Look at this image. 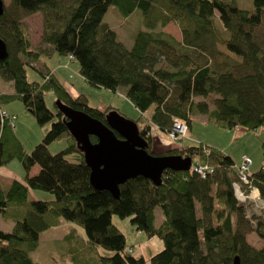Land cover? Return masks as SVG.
Wrapping results in <instances>:
<instances>
[{
	"label": "trees",
	"instance_id": "16d2710c",
	"mask_svg": "<svg viewBox=\"0 0 264 264\" xmlns=\"http://www.w3.org/2000/svg\"><path fill=\"white\" fill-rule=\"evenodd\" d=\"M3 2L0 38L8 56L0 60V84L10 83L13 89L0 93V168L18 160L25 174L10 186L0 180V216L13 223L10 232L0 228V264H38L33 253L41 247V236L62 222L86 234L63 239L60 253L66 260L76 263V255L82 254L86 261L85 249L101 247L111 255H98L93 259L98 264H147L144 257L126 250V236L113 216L130 218L137 231L161 242L150 264H234L236 257L239 264H264V246L256 248L247 239L254 232L264 241V217L248 218L247 206L236 199L233 184L238 177L229 155L200 140L192 145L174 141L178 145L163 154L190 157L189 171L166 170L160 186L143 177L131 179L119 187V198L97 191L63 114L57 106L50 110L45 96L51 92L56 100L104 123L107 114L91 107L83 95L72 96L56 71L42 65L56 54L66 58L65 65L78 63L88 84L113 93L123 90L142 119L150 114L164 136L172 131L175 118L190 130L200 116L220 130L258 133L264 130V0H253V10L235 0ZM113 7L123 18L138 10L143 14L144 29L131 49L104 22ZM36 13L43 16L44 32L41 43L33 46L25 19ZM170 23L178 24L181 38L162 30ZM29 69L40 81L30 80ZM16 100L39 125H50L29 153L15 126L1 116L2 105ZM151 131L147 126L140 134L149 143L147 151L159 155ZM60 140L67 148L52 154L50 146ZM72 153L81 159L68 160ZM198 163L213 172L201 177L194 171ZM35 166L39 172L30 175ZM251 180L264 201V167ZM36 191L50 193L53 199H34L31 192ZM244 191L249 192L246 187ZM157 209L163 217L159 225Z\"/></svg>",
	"mask_w": 264,
	"mask_h": 264
},
{
	"label": "rangeland",
	"instance_id": "374dc122",
	"mask_svg": "<svg viewBox=\"0 0 264 264\" xmlns=\"http://www.w3.org/2000/svg\"><path fill=\"white\" fill-rule=\"evenodd\" d=\"M238 5L241 7L248 8L250 10L254 9L253 0H235ZM117 8H111L108 13L104 17V22L108 24L115 32H117L118 38L120 41L124 43V45L131 49L134 46V42L136 40V36L139 31L144 29V21L143 14L138 10L129 15L128 17L122 16ZM27 23V30L29 34V38L33 44L39 45L42 40V35L44 32V19L41 13H36L26 17L25 19ZM164 32L173 35L175 38H181L180 29L177 23H170L165 28L162 29ZM222 51L224 48L221 47ZM232 58L237 60V58L231 54H226ZM64 57L59 55H53L52 57L46 59L44 64L46 68H49L57 71V76L59 79L65 84L68 88L69 92L73 96L83 95L88 104L91 107H99V109L104 110L106 114L110 113L112 110L118 111L120 114L125 116L126 118L138 122V126L140 130L144 129L147 126L153 127L154 125L149 120L150 114H145L142 119L141 113L132 105L131 102L124 96V91L120 90L119 92L113 93L109 90L103 88H96L90 84H88L85 79L79 74V66L78 63L68 64V65H60V60H63ZM58 66V67H57ZM58 68L66 69V74L61 70H57ZM46 70V69H44ZM28 76L30 80L40 81L39 75L33 71L32 69L28 70ZM10 83L2 84L3 91L1 93L8 92ZM10 89H13V85ZM46 104L50 108V110H56V98L53 93H46L45 96ZM5 110H7L10 114L15 115V129L14 132L20 140L23 149L25 152H31L34 147L41 142L46 132L49 130L50 125L41 126L36 122L35 117L28 109H26L22 102L16 100L10 104L2 105ZM112 107L113 109H107ZM204 125L199 120H195L193 122V128L189 132V129L182 134L179 139L176 141H184L183 143L186 145H192L193 143L189 141L200 140L203 142V138H213L218 140L221 144H226L228 146L227 151L232 152L234 157L237 156L238 159L243 158L244 155H247L252 158H260V161L263 160L264 157V130H260L257 132H249V134L236 142L232 147V150L229 148L232 144L230 132L227 130H218L212 124ZM210 127V128H209ZM211 127L214 129L213 132L210 133ZM217 131L222 133L221 135H217ZM192 138H191V136ZM152 135V131H151ZM156 135L158 137L155 138L156 143H154V151L157 153H167L169 150H172L173 147H176L178 143L174 144V140L170 139L167 135L164 136L161 132L156 129ZM227 135V136H226ZM224 144V145H225ZM64 148H67V144L65 140H60L53 143L50 146V152L52 154H57L61 152ZM167 155V154H166ZM254 156V157H253ZM68 160L70 161H79L81 156L79 153H72L67 155ZM259 162V159L256 161ZM255 160L253 161V167L256 166ZM38 168V167H37ZM9 171L15 172L16 174H25L21 163L18 160H14L8 167ZM14 174V173H13ZM7 183V181H5ZM6 185V184H5ZM36 193V194H34ZM32 198L41 199V200H52L53 195L46 192L36 191L31 192ZM38 195L40 197H36ZM244 203V202H240ZM260 207V210L256 209L253 205V202L245 203L249 208V212L246 213L248 218H252L255 215L264 217V208L261 202H256ZM253 210V211H252ZM157 223L158 225L163 221V217L161 214V210L157 209L156 211ZM113 223L116 225L126 236V250L132 251V256L134 257H144L147 264H150V259L153 255L159 252L161 247L160 241L155 238L153 240L148 239V237L143 232H139L136 228L131 224V219H121L118 216H113ZM70 224V223H69ZM256 222H254V225ZM72 225V224H70ZM13 223L11 221H5L3 217L0 216V228L5 232H10L12 230ZM78 227V226H76ZM68 224L62 222L58 227L52 228L41 236L40 239V249L33 253V258L38 264H98V262L93 259H97L98 255L109 256L111 252L101 248H93L92 250L85 249L82 253L88 254V259L83 261L82 254L76 255L79 259L72 262V260H66L61 256L60 249L63 245V239L69 233L70 235L75 233L76 238H80V236L86 237L85 231L83 228H78L77 232L75 230H70L68 233ZM249 237V238H248ZM247 239L249 243L254 244L255 246H259L261 242L258 241V236L256 233H250ZM74 238V239H76ZM68 255V251H67ZM82 257V258H81Z\"/></svg>",
	"mask_w": 264,
	"mask_h": 264
},
{
	"label": "water",
	"instance_id": "95a60500",
	"mask_svg": "<svg viewBox=\"0 0 264 264\" xmlns=\"http://www.w3.org/2000/svg\"><path fill=\"white\" fill-rule=\"evenodd\" d=\"M4 10V2L0 0V17ZM7 56V45L0 38V60ZM56 106L64 116L63 122L75 140L77 150L91 169L90 183L97 191L107 190L119 198V187L131 179L143 177L160 186L166 170L191 169L190 157L150 154L147 151L149 143L141 136L137 122L116 110L106 115L104 123L72 109L61 100H57ZM91 137L97 141L93 143ZM239 262L236 257L234 264Z\"/></svg>",
	"mask_w": 264,
	"mask_h": 264
},
{
	"label": "crops",
	"instance_id": "0c3cea01",
	"mask_svg": "<svg viewBox=\"0 0 264 264\" xmlns=\"http://www.w3.org/2000/svg\"><path fill=\"white\" fill-rule=\"evenodd\" d=\"M60 65H64L65 63H66V58H64L63 60H60ZM75 64V63H74ZM73 65V64H72ZM58 67V66H57ZM56 68H54L52 71H54ZM57 70H61L63 73H65L66 74V69H61V68H58ZM56 71V70H55ZM56 74H57V71H56ZM2 84H4V83H1L0 84V89L3 91V87H2ZM65 85V84H64ZM11 87V86H10ZM10 87H9V89H8V93H10V92H12V90L10 89ZM0 90V91H1ZM1 93V92H0ZM10 104V103H9ZM4 109V108H3ZM5 110V109H4ZM9 115H12V116H15V115H13V114H10L7 110H5ZM16 117V116H15ZM197 120H199L200 122H202L204 125H208V126H210L209 125V123L207 122V120H206V117H204V116H200V117H198V119ZM192 128L193 127H191L190 128V130H189V132L192 130ZM210 128V127H209ZM216 128V127H215ZM156 127L155 126H153L152 127V135H153V137H154V140H155V138L156 137H158L157 135H156ZM158 130V129H157ZM218 130H220V129H218ZM222 130V129H221ZM214 131V129L211 127V130H210V133L211 132H213ZM218 133H217V135H221L222 133H220V131H217ZM227 132H230L229 134H230V136H231V140H232V142H231V146L229 147L231 150H232V147L234 146V144L236 143V142H238V141H240L241 139H243V138H245L248 134H249V132L250 131H247V130H244V129H242V128H238V129H234V130H227ZM190 135V134H189ZM191 136V135H190ZM227 136V135H226ZM159 138V137H158ZM191 138H192V136H191ZM204 140H203V142L205 143V144H208L209 146H212V147H215V148H217V149H219V150H221L222 152H224L225 154H227V155H229L231 158H232V160L234 161V163L236 164V165H239L240 163H241V161H242V158H241V161H240V159H238L237 158V156L236 157H234V155H233V153L232 152H228L227 151V148H228V146L225 144H221L220 142H218V140H216V139H213V138H203ZM159 140H161L160 138H159ZM189 142H192V141H189ZM244 156H247V155H244ZM243 156V157H244ZM249 157V156H248ZM254 157V156H253ZM249 158H251V157H249ZM254 160H255V162L259 159V162H256V166L255 167H253V161L254 160H252V158H251V160H252V165H251V168H250V170H251V173H256V172H258L261 168H263L264 167V157H263V160L262 161H260V158H256V157H254L253 158ZM12 164V163H11ZM10 164V165H11ZM10 165H8L7 167H2V168H0V180L3 182V183H5L7 186H10L11 185V183L14 181V180H22L23 178H24V174L21 176V174H16L15 172H12V171H9V169H8V167L10 168ZM38 166H35V167H33L32 168V170H31V172H30V175H35V174H37L38 172H39V167L37 168ZM14 173V174H13ZM5 181H7V183L5 182ZM36 197H40V196H38V195H35ZM41 198V197H40ZM255 204V203H254ZM256 209H258V210H260V206L259 205H253ZM260 207V208H259ZM262 209V208H261ZM249 210V208L247 207V213L249 212L248 211ZM253 211V210H252ZM261 211V210H260ZM248 217V216H247ZM66 223V222H65ZM66 224H68V232L71 230H77L78 228L75 226V225H70L69 223H66ZM67 232V233H68ZM67 235H69V233L67 234ZM249 238V237H248ZM153 240V239H152ZM258 241L259 242H261V244L259 245V246H255L254 244H251L252 246H254V247H256V248H261V247H263L264 246V241L262 240V239H260L259 237H258ZM159 243H161V242H159ZM161 248L160 249H162V244L161 245H159Z\"/></svg>",
	"mask_w": 264,
	"mask_h": 264
},
{
	"label": "built area",
	"instance_id": "2783aa9c",
	"mask_svg": "<svg viewBox=\"0 0 264 264\" xmlns=\"http://www.w3.org/2000/svg\"><path fill=\"white\" fill-rule=\"evenodd\" d=\"M1 116L5 119H9L12 126H15V117L9 116L5 111H1ZM187 123L182 120L175 118L173 123V129L170 131L167 136L176 141L179 139L182 134L187 131ZM252 165V161L249 157H243L242 162L240 165L235 166L236 174L238 177V181L234 182L233 187L235 191V195L238 200L242 202H253L256 203L257 201L261 202L264 208V201L260 197L259 189L252 183L251 177L252 173L250 167ZM194 171L199 174L201 177H205L206 174L212 173L213 168L208 165L197 164L194 167ZM244 187H246L249 192L246 193L244 191Z\"/></svg>",
	"mask_w": 264,
	"mask_h": 264
},
{
	"label": "flooded vegetation",
	"instance_id": "af4514ba",
	"mask_svg": "<svg viewBox=\"0 0 264 264\" xmlns=\"http://www.w3.org/2000/svg\"><path fill=\"white\" fill-rule=\"evenodd\" d=\"M163 153H164V152H163ZM163 153H162V155H164Z\"/></svg>",
	"mask_w": 264,
	"mask_h": 264
}]
</instances>
